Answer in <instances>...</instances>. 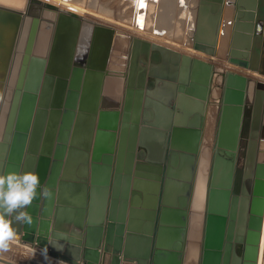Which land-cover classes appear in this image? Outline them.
I'll return each instance as SVG.
<instances>
[{
    "label": "water",
    "instance_id": "1",
    "mask_svg": "<svg viewBox=\"0 0 264 264\" xmlns=\"http://www.w3.org/2000/svg\"><path fill=\"white\" fill-rule=\"evenodd\" d=\"M224 2L200 0L194 20L193 48L211 56L218 55ZM227 3L235 5V15L229 21L233 30L229 61L250 68L254 34L264 21V0ZM36 21V14L30 10L0 5V173H40L41 184L52 192L50 198L33 201L28 209L33 219L30 226L13 224L18 235L15 240L67 264H258L264 226V162L257 161L260 140L264 138V114L259 113L264 92L254 100L253 118L254 122L261 118L262 132H257L258 125L251 132L243 153L246 169L239 181V137L246 121L249 79L234 71L217 70L200 57L185 59L180 51L163 44L137 41L131 48L130 66L123 74L119 132L106 133L110 144L115 142L118 148L112 182L113 147L109 149L111 154H104L103 164H97L102 159L97 153L99 128L93 156L89 153L99 114L100 120L105 117L103 122L111 117L110 112L100 113V102L113 34L106 30V35L99 25L93 29L82 66L74 65L79 33L73 38L63 73L48 76L52 53L49 56L46 52L42 59L31 56L43 64L30 90L37 93L43 84L46 97L35 105L30 130L14 151L13 108ZM219 73L223 94L207 189L204 236L200 242L187 241L203 128L215 75ZM54 111L58 113L54 141L44 155L47 127ZM81 142L86 151L84 182L90 180V186L84 220L76 222L84 232L76 238L54 225L55 219L62 221L59 191L63 166L71 149ZM175 183L177 199L166 203L169 186ZM110 186L113 192L109 195ZM237 188L242 196L236 193ZM26 264L53 263L30 257Z\"/></svg>",
    "mask_w": 264,
    "mask_h": 264
},
{
    "label": "bare ground",
    "instance_id": "2",
    "mask_svg": "<svg viewBox=\"0 0 264 264\" xmlns=\"http://www.w3.org/2000/svg\"><path fill=\"white\" fill-rule=\"evenodd\" d=\"M129 1L130 0H82V1L78 0L77 2H75V1H69V0H26V5H24V2H25L24 0L22 2H21V0H0V5H2V6L9 7L10 5L7 6L8 4L4 3V2H6V3L12 4L13 6H15V7H10V8L18 9V10H26V11L30 10V11H32V13L36 14V16L37 15L39 16V17L37 16V21L34 24V29H33L32 35H31L32 43H31V47H30V53H29L30 55H29V58H27V60H26V64H25L26 68L24 70L23 77L21 79L19 91L17 93L15 105L13 108V116H12V124L11 125L13 128V143L15 146L14 151H17L18 147L20 146L21 142L23 141L24 136L30 130V125H31V121H32V114H33L35 105L38 102H40V99H42L44 101L45 100L44 98L46 97V88L43 84L37 93L30 90L33 87L32 86L33 80L35 81V79H37V77L40 75L39 71L41 70V66L43 64V61L33 60L31 56L33 55L34 57H36L38 55L41 57L40 59H42L45 56L44 54L46 52H47V54H49V56H50V53H52V56H51V59L49 62L48 76L52 77L54 73L65 72V68H66V65L68 63V58H69L71 48L73 45L72 41H73L75 34L79 33V38H81V42L79 41V38H78V41L76 43V54H77V50H78V54L81 53L80 55H82V56H80V55H78L77 57L75 56L76 60L74 59V62L75 61L80 62L81 59L83 58L84 52L87 51L86 47L87 48L89 47L88 44L91 40L90 37L92 36L93 29L95 28V26L92 25V23L94 21H97V20L100 21L101 20V21L105 22L106 25L108 23V26L109 25L114 26L113 29H107V28H105V30L103 29L104 30L103 33H105L106 35H108L105 32L106 30L111 31L112 34H113V32L116 33L115 32L116 30H118V33H119V31H125L128 33L134 34V36L137 33L138 34L137 36H140V37H141V35H144V36H147L149 39L155 38L156 40L164 41L166 43L171 44L172 46H174L175 50L177 49L179 51L180 50L182 51L181 53L183 54L185 59L186 58L188 59V58L194 57V56L200 57L202 59H205L206 57H211L212 60H214V62L218 61L219 63L222 64V60H223L222 57H223L224 50H223V48H221L222 47L221 44L218 43V45H217V53H218L217 56L218 57L216 58L215 56L208 55L205 52H202V51H199V50L193 48L192 34H191V41L189 39H186L185 36L184 37H182L181 35H180V37L177 36V34H179V33L181 34V32H182L181 25H180L182 22H181V19L175 18V17H178L177 15H179V17H186L187 18L186 20L191 21V22H188V25H187L188 28L186 27L187 31L188 30L191 31V29L193 28L192 12H191L190 7L192 6L191 2H193L194 5L198 4V3H195V0H180V2H182V4H184V5H181V6L179 5V7H180L179 11L177 9L179 3L177 2L178 4L176 6V3L173 2L174 0H169V2H168V3H170L169 7L167 6L166 2L161 1V0L160 1L159 0H144L143 1V4H144L143 7H141L139 5L138 0H135V1L131 0L134 2L133 7L132 8L130 7L131 9L126 7L127 2H129ZM155 3H157L156 7H155ZM174 4H175V6H174L175 9L173 7ZM226 4H228L227 1H226ZM129 5H132V4H129ZM163 5H165V7H163ZM198 5H199L198 10H199L200 0H199ZM160 8L161 9L167 8L166 10L168 13H172V15L176 14L174 17L175 18L174 21H172L173 18H170V20L168 22L162 23L161 18L166 14L164 13V14L159 15V13L161 11L158 12V9H160ZM154 10L156 12H153ZM223 13H224V11H223ZM196 14H198V13H196ZM84 17H87V19L92 17L93 21L87 20L86 18L83 19ZM141 18H142V20H141ZM115 28H116V30H115ZM224 28L225 27L222 26L220 34H223ZM26 31L27 30L25 29L24 32H22V34H23L21 36L22 40L25 39ZM220 34H219V36H220ZM144 36L142 37L143 40L150 41L148 39H145ZM137 38L138 37H136V36L135 37H131V36L129 37L128 36L130 43H131V40L134 41V40H137ZM159 41H157V43L162 44ZM150 42H156V41L151 40ZM79 43H80V45H79ZM78 45H79V47H78ZM131 56H132V50H131ZM131 56H130V60H131ZM205 60H207V59H205ZM110 62H111V60H110ZM110 62L108 63V67L110 65ZM139 62H140L139 67L141 65H144V63H142L141 60ZM32 63H33V65H32ZM129 63H130V61H129ZM214 65H215L217 70H222V68L220 66L217 67L218 63H217V65H216V63ZM232 67H234V65ZM119 68L120 67L117 66V63H115L114 71H118V73L121 72L120 75L123 76L122 71ZM242 68H244V67H242ZM237 69H239V68L237 67ZM111 71H112V69H111ZM36 72H38V74H36ZM109 74L110 73H108L107 75H109ZM254 74L257 75L258 73H254ZM32 75H33V77H32ZM34 76H35V79H34ZM118 76L119 75H117V77ZM257 76L260 77L259 74ZM43 80H45V78ZM106 80H108V79H106ZM118 80H119V78H118ZM46 81L50 82L48 79H46ZM111 81H109V82L111 83ZM106 83H108V82H106ZM113 83L111 84V88H112V86H114ZM114 84H116V83H114ZM50 85H51V82H50ZM220 88H222L221 85H220ZM33 89H34V87H33ZM113 91H114V89H113ZM114 92H116V91H114ZM212 92H213V89H212ZM111 94H113V92ZM113 96H116V95H113ZM211 97H213V93H211ZM217 101H218V99L216 100V102L213 101V102L208 103V113L209 112L211 113V108H214V106L216 107V104H217V106H220V104H218ZM113 102H110V104ZM110 104H108V105H110ZM104 105H106V104H104ZM110 108H108V109H110ZM103 111H105V110H103ZM213 112H214V110H213ZM114 116H115V114H114ZM57 118H58V113H57V111H54L51 115V118H50V121H49V124L47 127V132H46V137H45V142H44V147H43L44 155H47L49 150L52 147V143L54 141V132H55V126L57 123ZM101 120H102V118H101ZM107 120H108V118H107ZM112 121H114V120H112ZM111 123H113V122H111ZM110 124H108V126ZM102 126L104 127V124ZM103 127H101V128H103ZM100 130H102V129H100ZM106 133H108V132H106ZM112 133H114V132H112ZM101 138H100V141H102ZM106 143H105V145H106ZM113 153H114V151H113ZM101 155H102V153H101ZM201 155H202V161H201L202 165H201V169H199V174L197 177V186H196V192L200 197L203 194L204 189L206 187L204 174L206 172L205 163L207 162V158L203 155V153ZM40 166H41V168L44 166L43 162H41ZM38 175L41 179L42 175L40 173H38ZM68 185L69 184L67 182H63L60 185L59 201H60V203H61L60 205L63 209V210L61 209V214H63L65 212L64 210H65V208H67L66 205H67L68 201L70 200V197L68 196V194H69V186ZM70 187H72V186L70 185ZM200 197H198V199ZM34 251H36L38 254L45 257L44 253H42L38 250H34ZM259 256H260V254H259Z\"/></svg>",
    "mask_w": 264,
    "mask_h": 264
},
{
    "label": "crops",
    "instance_id": "3",
    "mask_svg": "<svg viewBox=\"0 0 264 264\" xmlns=\"http://www.w3.org/2000/svg\"><path fill=\"white\" fill-rule=\"evenodd\" d=\"M178 3H177L178 5H180V6L182 5V2L179 1ZM191 3L193 4V2H191ZM195 3H197V1H195ZM233 17L234 16L231 15V20L233 19ZM257 23H259V20L257 21ZM260 24H261V22H260ZM261 25L262 26L260 28H258L256 33L254 34V39H253V44H252V49H251V55H250V59H249L250 66H251L250 68H246V67L242 68L243 66L235 65L229 61L230 47H231L232 33H233V30L231 28L229 29V36L226 39V43H227L226 48L225 49L223 48L224 53H223L222 58L224 60H226V62H228V64L225 66L224 72L234 71V72L240 73L242 75H245L250 81L249 85H248L249 97L247 95V99H248L247 105L248 106H247V112L245 115L246 121L242 125L241 133H240V137H239L240 155L238 156V159H237V169L239 171V181H240V177L242 175V171H244L246 169V161H245V158L243 156V153L245 151V147L247 145V142H249V140L251 139V132H255L257 130V129L255 130V125H256V127H257V125L259 126V129L257 130V132H259V134H260V132H262V129H260L261 118L260 117L256 118L255 122L253 120L254 111H255L254 110V100L258 94L260 95L261 93L264 92V21H262ZM230 26H232V23H229V27ZM222 42H223L222 41V34H220L219 44L223 45ZM177 51H179V50H177ZM230 64L235 65V68L232 67ZM219 66H222V64H220ZM237 67L239 69H237ZM111 69H112V71H111ZM108 73H110V74L107 75ZM254 73H258L260 77L257 76L258 74L256 75ZM120 74H121V72L118 73V71H114V67H111L110 65L107 68V73H106L105 81L103 84V91H102L101 102H100V113L103 114L105 112H110L111 117L108 120L106 119V122H102V120L100 121V114H99V116L97 118L96 132H95V136L93 138L94 144L92 143L91 151L89 152L90 156L92 157L94 150H95V140L94 139H96V137L98 136L97 135V129L98 128L102 129L101 134L103 136L101 134H99V140L102 137L101 138L102 141H99V146L97 147V153L100 154V157L102 159L97 161V164H99V165L103 164L104 154L112 152V151H109V149H111V147H113L114 153H112V155L114 156V161H113V173L111 175V181L112 182H114V169L117 165L116 154H118L117 153L118 148H117V145H115V142L113 143V145L110 144V141H109L110 139L108 138L109 136L106 134V132H108V133L114 132V134L115 133L117 134L119 132L117 125L120 122L121 117L118 118V116H119L118 112L122 108L123 94H124V90H125L124 76H121ZM117 75H119V76L117 77ZM118 78L120 81L118 80ZM106 79H108V80H106ZM110 79L112 81L114 80L113 82L116 84H114ZM109 81H111V83ZM106 82H108V83H106ZM112 83L114 85V86H112V88L114 87L113 89L116 92H114L113 89L111 88ZM221 86H222V88H221V92H222L221 96H222V94H223V82H222ZM112 92H113V94H111ZM113 95H116V96H113ZM211 99H212L211 101H213V97H211ZM259 100L261 102V99H259ZM110 102H113L114 104L113 103L110 104ZM107 103L110 104L111 106L108 105ZM263 103H264V100H262V102L260 104L261 107L259 109V113L261 114V116L264 114V106L262 105ZM104 104H106V105H104ZM108 108H110V109H108ZM103 110H105V111H103ZM114 114H115V116H114ZM102 119L104 120V117ZM112 120H114V121H112ZM109 122L110 123L113 122V123H111L112 125ZM107 123L110 125L108 126ZM103 124H104V127L102 126ZM210 125L211 124L209 122L208 113H207V119H206V122H205V125L203 128V140H202L201 151H200L199 160H198V167H197L198 169H197V174L195 176V181H194V185H193V191H192V196H191L190 206H189L187 241L191 240L193 242H200L203 240V236H204V216H205V212H206L205 210H206L207 184H208V179H209V169H210L211 160H212L211 151L208 147L209 145L207 144V141L210 139V136H211V129H210L211 126ZM101 127H103V128H101ZM212 130H213V126H212ZM263 131H264V128H263ZM257 137L258 136H256L255 138L260 140V138H257ZM263 140H264V138L262 140H260L261 143H260V151H259L258 160H257L258 162H264V157L262 156L263 155L262 153L264 151ZM104 142L105 143L107 142L106 143L107 146L105 145ZM82 144L83 143L81 142L79 145H76V147L72 148L71 153L66 157V160H65V163L63 166V177H62L61 183L67 182L69 184L68 185L69 186L68 196L70 197V200L68 201V203L66 205L67 208H65V210H64L65 212L63 214H61V216H60V219L62 221L55 219V225H54L55 229L60 230L61 232L65 233L66 235H70L72 237L74 236L76 238H80L84 232V230L81 227L76 226V222H79L80 219L84 220L83 219V215L85 214L84 208L87 207V205L89 203L88 189L90 186V180H89L88 184H85V182H84V179H85L84 178L85 177L84 176V167H85V160H86V158H85L86 151L84 150V147L82 146ZM204 144H207L208 146H205ZM205 150H207L209 152L207 162L205 163L206 172L204 174L206 187L204 189L203 194L200 197L196 192V186H197V177L199 174V169H201V165H202V163H201L202 155L201 154ZM101 153H102V155H101ZM101 175H102V173H101ZM174 181L177 182V178ZM70 185L72 187H70ZM236 191H237L236 193L239 194L240 196L243 195L242 190L239 191L237 188ZM112 192H113L112 186H110L109 195L112 194ZM166 197H167L166 203H171L173 199L174 200L177 199V183L169 186ZM198 197H200V198L198 199ZM110 198H109V200H110ZM110 204H111V201L108 202V206ZM31 250H34V249H31ZM34 253L35 254L27 255L25 257V260L27 261L30 257H35L38 259L45 260L47 262H51L53 264H67V263H63L61 261L52 259V258L47 257V256L41 257L36 252H34Z\"/></svg>",
    "mask_w": 264,
    "mask_h": 264
},
{
    "label": "rangeland",
    "instance_id": "4",
    "mask_svg": "<svg viewBox=\"0 0 264 264\" xmlns=\"http://www.w3.org/2000/svg\"><path fill=\"white\" fill-rule=\"evenodd\" d=\"M22 1L23 0H21V2ZM24 1H25L24 2V5H26V0H24ZM69 1H75V2H77L78 0H69ZM133 1H135V0H133ZM133 1L130 0L129 2H127V6L126 7H128V8L131 7L132 8L133 5H134V2ZM161 1L166 2V4H167L168 7L170 6V3H168L169 0H161ZM179 1L180 0H178V1L177 0H174L173 2H175L176 3V6H177V2H179ZM195 1H197V0H195ZM4 3L5 4H8L7 6L10 5L9 7H15L12 4H9V3H6V2H4ZM197 3L199 4V0L197 1ZM129 4H132V5H129ZM198 4H196V5L192 4V6L190 7L191 12H192V23H193V26H194V22H195L194 20H195V17H196V13H198V6H199ZM182 5H184V4H182ZM156 6H157V3H155V7ZM174 6H175V4L173 5V7ZM163 7H165V5H163ZM228 7H232L234 9V6L233 5L232 6H228ZM166 9L167 8H162V9L160 8V9H158V12L161 11L159 13V15L160 14H164V13L167 15V16L164 15L161 18L162 23L163 22H168L170 20V18H173L172 21H174L175 18L181 19V22L182 23L180 22L181 23L180 25H181L182 32H181V34L180 33L177 34V36L178 37H180V35L182 37L185 36L186 39H189L191 41V33H192V29L193 28L191 29V31L190 30L187 31L188 22H191V21L190 20H186L187 19L186 17H179V15H177L178 17H175L176 14L175 15H172V13H168ZM174 9H175V7H174ZM177 9H178V11L180 10L179 5H178V8ZM30 12L32 13V11H30ZM153 12H156V11L154 10ZM85 18L87 19V17H84L83 19H85ZM222 18H223V13H222ZM230 18H231V16H230ZM87 20L93 21V18L91 17V18H88ZM104 24L106 25V23L103 22V21H101V20L100 21L97 20V21H94L92 23V25L95 26V27L97 25H99V26H101L103 28H107V29H113L114 28V26H111V25L108 26V23H107L106 26ZM115 30H116V28H115ZM115 32L116 33L113 32L112 47H111V53H110V57H109V62L111 60V62H110L111 67H114L115 63H117V66L120 67L119 69L122 71V75H123L126 72L127 67L130 64L129 61H130L131 48H132V46L137 41H142L143 40L142 37L144 35H141V37H140V36H137L138 34L136 33L135 36L138 37L137 40H134V41L131 40V43H130V40L128 39V36L129 37L130 36L131 37H135L134 34L128 33V32H125V31H119V33H120L119 34L118 33V30H116ZM144 38L145 39H148L150 41L151 40L152 41H156V42L159 41V40H156L155 38L149 39L147 36H144ZM79 41L81 42V38H79ZM159 42H161L165 46H169V47H171V48L174 49V46H172L169 43H166L164 41H159ZM79 45H80V43H79ZM79 45H78V47H79ZM221 48H224L223 45H222ZM180 52H182V51L180 50ZM77 54H78V50H77ZM77 54H75L76 57L78 56ZM44 55H46V53ZM215 57L217 58L218 56H215ZM205 59H207L208 61L212 62L213 64L216 63V65L218 63L217 67H219V65L221 64L218 61L214 62V60H212L211 57H206ZM227 64L228 63L226 62V60L224 61V59H223L222 60V66H220V67L224 70L225 69V65H227ZM231 66H233V65H231ZM234 68H235V65H234ZM221 84H222V75H221V73H219V74H217L215 76L214 88H213V92H212L213 93V101H216L217 99L221 98V93H222L221 92V88H220V85ZM213 110H214V112H213ZM219 115H220V106H217V104H216V107L214 106V108H211V113L210 112L208 113V119H209V122L211 124L210 125L211 126L210 127V129H211V136H210V139L207 141V144L209 146L207 144H204L205 146H208L209 147V149L211 151V158L213 157L214 150H215V147H216L217 132H218V128H219V125H218L219 124V121H218L219 120ZM212 126H213V130H212ZM263 147H264V140H263ZM262 154H263L262 156L264 157V151H263ZM210 167H211V165H210ZM209 173H210V169H209ZM33 251L34 250H31L29 247H27L26 245H24L22 242H17L16 240H13V241L10 242V247H9V250L8 251L0 252V259L5 260V261L9 262L10 264H14V263L15 264H26L25 257L27 255L35 254L34 252H36V251H34V252ZM39 256L44 257V256H42L40 254H39ZM0 264H7V263H4V262L0 261ZM259 264H264V240H263L262 245H261V261L259 262Z\"/></svg>",
    "mask_w": 264,
    "mask_h": 264
},
{
    "label": "clouds",
    "instance_id": "5",
    "mask_svg": "<svg viewBox=\"0 0 264 264\" xmlns=\"http://www.w3.org/2000/svg\"><path fill=\"white\" fill-rule=\"evenodd\" d=\"M51 189L42 185L37 172L0 173V252L9 250L10 242L18 239L13 224L30 226L28 209L38 198H50Z\"/></svg>",
    "mask_w": 264,
    "mask_h": 264
},
{
    "label": "flooded vegetation",
    "instance_id": "6",
    "mask_svg": "<svg viewBox=\"0 0 264 264\" xmlns=\"http://www.w3.org/2000/svg\"><path fill=\"white\" fill-rule=\"evenodd\" d=\"M227 1V0H226ZM226 1L224 2V5H223V11H224V13H223V11H222V13H223V26L225 27L224 28V32H223V34H222V43H223V47H224V49L226 48V39H227V37L229 36V29L231 28L232 29V26H230L229 27V21L231 20V18H230V16L232 15V16H234L235 15V5L234 4H231V5H229V4H226ZM233 1H235V0H233ZM234 6V9L232 8V7H228V6ZM88 46L90 47V42H89V44H88ZM89 47H88V49H89ZM88 52H89V50H87ZM86 51V54H85V56L88 54V52ZM85 53V52H84ZM81 53H79V54H77V55H80ZM80 56H82V55H80ZM74 65H77V66H82L83 65V63L80 61V62H78V61H75L74 62ZM213 88H214V85H213ZM212 88V89H213ZM222 97V96H221ZM212 100V99H211ZM210 102H213V101H210ZM216 102V101H215ZM217 103L218 104H220L221 105V101H220V98L218 99V101H217ZM208 150V149H207ZM207 150H205L204 152H203V155L206 157V158H208V151ZM212 159H213V157H212ZM211 166H212V160H211ZM210 175H211V167H210V173H209V178H210ZM208 186H209V179H208V184H207V189H208ZM206 199H207V197H206ZM206 211V210H205ZM206 213V212H205ZM204 225H205V216H204ZM263 240H264V226H263V231H262V240H261V245H262V242H263ZM261 261V247H260V256H259V261H258V264H259V262Z\"/></svg>",
    "mask_w": 264,
    "mask_h": 264
},
{
    "label": "snow or ice",
    "instance_id": "7",
    "mask_svg": "<svg viewBox=\"0 0 264 264\" xmlns=\"http://www.w3.org/2000/svg\"><path fill=\"white\" fill-rule=\"evenodd\" d=\"M138 2H139V5H140L141 7L144 6V4H143V0H138ZM141 20H142V18H141Z\"/></svg>",
    "mask_w": 264,
    "mask_h": 264
}]
</instances>
